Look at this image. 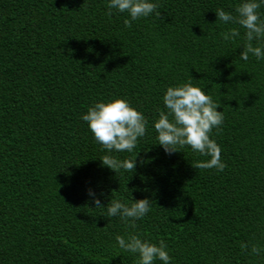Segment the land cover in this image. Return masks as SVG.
I'll list each match as a JSON object with an SVG mask.
<instances>
[{"label": "trees", "instance_id": "1", "mask_svg": "<svg viewBox=\"0 0 264 264\" xmlns=\"http://www.w3.org/2000/svg\"><path fill=\"white\" fill-rule=\"evenodd\" d=\"M150 2L161 17L127 28L108 0H0V264H137L116 241L132 232L164 240L169 264H264V59L242 60L246 30L215 13L236 15L243 0ZM231 28L240 35L223 40ZM253 44L264 51V38ZM189 81L223 111L210 134L223 171L157 143L167 88ZM117 96L148 120L133 152L108 153L82 119ZM136 152L132 173L100 160ZM143 198L150 211L134 229L107 217L111 200Z\"/></svg>", "mask_w": 264, "mask_h": 264}, {"label": "clouds", "instance_id": "2", "mask_svg": "<svg viewBox=\"0 0 264 264\" xmlns=\"http://www.w3.org/2000/svg\"><path fill=\"white\" fill-rule=\"evenodd\" d=\"M264 0H243L235 8L236 15L218 8L215 13L217 19L224 23H236L246 30L245 44L240 52L242 60L247 61L249 54L257 60L264 59L261 46H254L253 41L264 38V20L260 18L259 9ZM106 15L111 16L112 10L127 12L129 19H125V27L130 28L132 22L141 17H148L153 13L161 17L159 5L150 0H108ZM240 35L236 28L221 33L225 41L233 40ZM190 78H192L190 76ZM167 113L160 111L159 118L154 122L157 132V143L167 154L181 151L190 146L193 152L209 157L205 161H198L192 166L196 169H217L223 171L226 164L221 159V147L210 138L214 128L219 129L224 122L223 111H217L219 103L210 95L202 91V87L194 86L190 81L176 86H169L163 96ZM171 117V119H170ZM82 119L88 123L90 131L108 153L133 152L137 147L138 139L145 136L148 120L138 110L133 108L129 101L123 97H115L110 101H97L88 107ZM137 152L133 157L119 160L112 155H105L101 162L108 168L118 172L121 168L132 173L136 167ZM88 195L95 207H102L100 199L92 189ZM130 205L120 199H113L107 205V217L118 216L122 221L129 222L135 228V221L142 219L151 207V199L134 200ZM117 244L125 252L138 254L137 264H154L159 259L163 264H169L172 257L168 253V246L164 240L158 244L141 237L139 233L132 232L125 236H116ZM242 250L248 245L241 243ZM261 249L251 246L250 254L260 255Z\"/></svg>", "mask_w": 264, "mask_h": 264}]
</instances>
